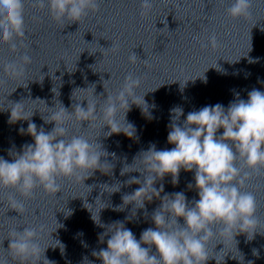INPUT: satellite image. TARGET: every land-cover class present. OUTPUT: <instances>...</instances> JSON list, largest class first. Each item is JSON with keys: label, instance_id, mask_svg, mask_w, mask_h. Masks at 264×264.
I'll return each instance as SVG.
<instances>
[{"label": "clouds", "instance_id": "obj_1", "mask_svg": "<svg viewBox=\"0 0 264 264\" xmlns=\"http://www.w3.org/2000/svg\"><path fill=\"white\" fill-rule=\"evenodd\" d=\"M32 6L41 10L47 8L50 17L58 24H64L65 21L71 24L80 23L89 13L98 12L99 0H34ZM251 7L252 0H232L226 13L233 19L248 18L251 16ZM153 8L154 0H141L142 17L148 16ZM24 9L25 0H0V43L7 44L13 52L18 50V42L21 47H27L24 44ZM201 46H211L213 49L219 47L215 33L208 37L207 44L202 43ZM110 48L114 52L118 51L119 44L112 43ZM128 60L136 64L140 59L131 51ZM31 63L32 58L25 51L18 59L4 62L3 71L8 79L18 80L25 75ZM209 68L219 70L217 65L208 67L205 72ZM204 73L200 78L206 82ZM5 82L0 80V85ZM141 84V77L129 73L116 91L109 92L104 87L106 98L103 94H95V85L81 89H91V95L80 100L73 99L76 103L72 105V110L58 100L54 107H48L39 98L27 99L44 102L49 109L46 115L38 109L28 111L25 104L27 100L10 101V106L4 109L10 110L8 123L27 121V129L21 127L19 133L31 136L33 143L23 145L19 152L10 149L8 155L12 157L11 161L0 157V189L11 190L7 203L0 201L7 211L14 210L22 217L25 201L33 199L37 189L57 195L62 190L63 180L82 181L92 191L93 186L85 185L86 179L96 171L112 175L115 165L108 157L111 155L115 159V153L110 154L104 148L98 139L100 136L92 139L82 134H70V127L98 125L101 131L108 128L103 133L105 138L123 133L138 142L137 129L127 121V113L135 105L145 118L151 120L154 117L150 108H155V104L149 105L144 98L152 91L143 96L137 95ZM52 92L56 96L60 95L55 88ZM84 101L87 102L86 107L81 106ZM37 111L44 124L54 125L50 131H46L43 126L38 128L32 122L31 118ZM182 116V107L170 109L167 142L174 147L158 150L155 143H151L147 150H141L133 158L131 164L124 163L121 176L138 172L139 177L130 176L123 184H114L118 186L101 185L114 189L107 192L110 195L120 192L123 186L139 185L133 192L123 194L122 204L113 209L124 211L131 205L130 215L125 221L103 224L100 212L111 205L107 204L98 215H94L92 204L85 199L84 207L92 213L91 219L105 229L99 234V243L103 244L105 237H108L106 248L91 253L102 264H207L209 259H215L220 264L215 248L213 254H209L208 246L213 240L223 244L222 252L225 241L234 242L236 246V237L239 235H245L247 241L253 240L257 234L264 235L257 217L256 196L244 190L252 174L264 169V91L252 89L246 100L237 93L227 107L217 103L188 112L184 120H181ZM220 129L223 132L218 135ZM181 170L194 171L195 183H189L187 188H195L199 199L189 201L183 191L164 192V178L170 176L172 185L176 186ZM154 199L160 201L150 217L155 227L143 230L137 240L125 224L135 219L138 210L142 209L147 219L146 202L151 203ZM181 218L183 224L179 222ZM57 225V228L62 227ZM44 228V225H18L9 229L7 252L17 264H54L45 256L49 247H59L61 254L64 253L65 246L59 240H55V246L42 245ZM84 246L87 247L86 244ZM237 252L239 257L232 258L243 261V255ZM252 252L259 257L258 250L253 249ZM82 264H93V261L85 256ZM248 264L253 262L249 261Z\"/></svg>", "mask_w": 264, "mask_h": 264}]
</instances>
